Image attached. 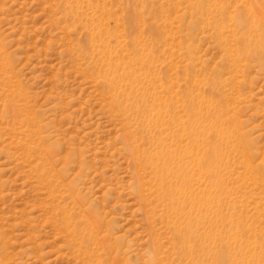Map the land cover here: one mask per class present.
Listing matches in <instances>:
<instances>
[{
	"label": "rangeland",
	"instance_id": "obj_1",
	"mask_svg": "<svg viewBox=\"0 0 264 264\" xmlns=\"http://www.w3.org/2000/svg\"><path fill=\"white\" fill-rule=\"evenodd\" d=\"M0 50V264H264V0H0Z\"/></svg>",
	"mask_w": 264,
	"mask_h": 264
},
{
	"label": "bare ground",
	"instance_id": "obj_2",
	"mask_svg": "<svg viewBox=\"0 0 264 264\" xmlns=\"http://www.w3.org/2000/svg\"><path fill=\"white\" fill-rule=\"evenodd\" d=\"M0 56L4 69H9V57L3 54L1 50ZM116 61H107L108 72L111 71V73L113 74V71H116L118 67V63ZM122 74L124 76L135 77L132 71L127 68H124ZM118 85H120V83H118ZM182 139L183 138L181 137L177 139H171V142H174L173 144H169L168 146H160L158 148V151H156L152 157H150L149 155L147 156L146 154V163L152 168L154 177L159 176L160 185L164 184L165 179L166 184L169 180V185L166 186V190L164 187H162L160 191H156L157 193H155L158 199L163 200L162 203H165L164 199L166 197L175 198L177 204L181 207L184 203L187 202L190 208L195 210L198 203L193 201V194H187V186L190 183L189 179L192 177V175L190 176V173H192L194 170H196L195 168H197L198 180L202 177L203 174L210 173V156L207 153H203L201 155L197 151L195 153V151H193L192 149L190 150V147H188L187 145H182ZM188 154H192V157L189 155L190 158H186V155ZM142 167L146 168V164H144ZM262 168L264 180V162ZM198 188V190H200V187ZM170 205H172V202L170 203ZM169 206L167 205L168 211H170Z\"/></svg>",
	"mask_w": 264,
	"mask_h": 264
}]
</instances>
